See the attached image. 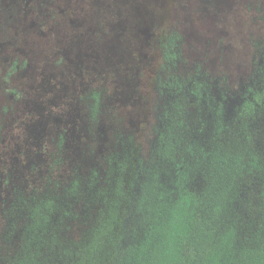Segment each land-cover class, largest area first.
<instances>
[{"label":"rangeland","instance_id":"rangeland-1","mask_svg":"<svg viewBox=\"0 0 264 264\" xmlns=\"http://www.w3.org/2000/svg\"><path fill=\"white\" fill-rule=\"evenodd\" d=\"M173 33L172 66L162 45ZM263 64L264 0H0V260L19 244L23 219L12 228L7 217L18 192H60L92 171L102 179L128 141L151 157L172 76L206 83L231 116L258 88ZM255 120L252 145L264 156L263 113ZM197 121L191 112V129L205 137ZM262 190L258 179L246 185L244 219ZM96 210L85 195L67 235L80 238Z\"/></svg>","mask_w":264,"mask_h":264},{"label":"trees","instance_id":"trees-1","mask_svg":"<svg viewBox=\"0 0 264 264\" xmlns=\"http://www.w3.org/2000/svg\"><path fill=\"white\" fill-rule=\"evenodd\" d=\"M179 40L173 33L162 45L168 65L180 57ZM165 88L151 157L144 161L128 141L109 155L102 179L92 171L60 192H18L7 217L12 228L23 219L19 244L0 264H264V156L252 145L255 119L264 115V64L258 88L231 116L203 81L174 75ZM92 100L95 119L99 95ZM191 112L205 137L191 129ZM253 179L263 190L254 218L244 219L237 208ZM85 195L96 215L72 239L65 222Z\"/></svg>","mask_w":264,"mask_h":264}]
</instances>
